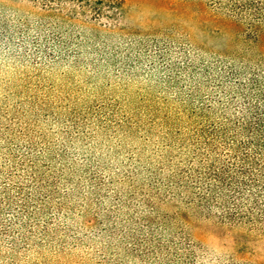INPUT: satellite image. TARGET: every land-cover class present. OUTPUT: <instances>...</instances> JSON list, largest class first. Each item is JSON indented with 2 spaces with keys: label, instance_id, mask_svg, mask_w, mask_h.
I'll use <instances>...</instances> for the list:
<instances>
[{
  "label": "rangeland",
  "instance_id": "1",
  "mask_svg": "<svg viewBox=\"0 0 264 264\" xmlns=\"http://www.w3.org/2000/svg\"><path fill=\"white\" fill-rule=\"evenodd\" d=\"M104 1L119 10L0 0V153L56 181L29 246L0 264H264V222L226 223L186 186L232 112L211 82L219 54L264 46L209 0Z\"/></svg>",
  "mask_w": 264,
  "mask_h": 264
},
{
  "label": "trees",
  "instance_id": "2",
  "mask_svg": "<svg viewBox=\"0 0 264 264\" xmlns=\"http://www.w3.org/2000/svg\"><path fill=\"white\" fill-rule=\"evenodd\" d=\"M44 1L48 5L55 3V0ZM76 1L90 7L97 18L104 16L106 6L119 10L104 0ZM209 1L219 11L228 13L232 25L246 36V41L264 46V0ZM49 9L52 15L59 16L53 7ZM219 55L223 58L222 68L220 72L217 70V76H212L211 82L217 85L218 98L226 100L225 109L230 108L232 112L205 136L203 155L207 158L208 146L218 160L204 159L200 172H188L186 186L191 189L197 207L208 212L219 210L221 219L231 225L247 222L255 226L264 222V54ZM12 154L9 148L8 157L3 158L0 153V249L7 246L19 252L32 241V229L39 221L36 212L41 211L48 217L41 206L38 209L35 205L43 204L51 196L41 190H55L56 181L45 179L42 169L38 170L23 156H18L19 167L12 165L9 158L16 157ZM16 170L20 173H15ZM245 203L251 206L246 208ZM41 231L47 235V227ZM141 245L154 254L163 248L160 241L154 240H143ZM192 261L189 257L185 264Z\"/></svg>",
  "mask_w": 264,
  "mask_h": 264
}]
</instances>
